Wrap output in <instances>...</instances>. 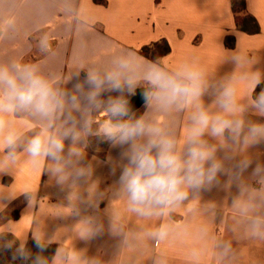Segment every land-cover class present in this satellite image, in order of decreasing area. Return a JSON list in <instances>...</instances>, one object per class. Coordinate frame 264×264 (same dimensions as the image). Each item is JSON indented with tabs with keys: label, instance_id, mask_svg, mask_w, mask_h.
<instances>
[{
	"label": "crops",
	"instance_id": "crops-1",
	"mask_svg": "<svg viewBox=\"0 0 264 264\" xmlns=\"http://www.w3.org/2000/svg\"><path fill=\"white\" fill-rule=\"evenodd\" d=\"M243 1L241 14L256 19L258 33L239 25L234 0H0V63L21 59L36 64L46 75L61 76L67 87L77 72L108 67L114 58L130 52L147 67L152 60L141 50L166 42L170 52L157 62L170 73L184 66L202 71L201 103L207 111H219L217 96L229 81L237 90L239 105L247 107L254 93L241 77L248 72L264 74V0ZM45 34L51 37V53L39 47ZM193 110L153 108L147 115L183 147ZM243 115L246 120L264 122L251 110ZM95 118L103 117L96 114ZM6 119L24 139L40 130V122L27 115ZM204 139L220 145L211 136ZM234 154L238 160L253 161V166L264 165V143L237 146ZM114 157L106 144L85 149L86 162L93 168L88 183L60 186L46 170L49 161L37 168L21 153L9 174L0 173V234L25 246L39 236L55 245L56 251L83 250L100 264H264V240L245 234V221L234 207L237 200L264 196V184L251 170L227 187L193 196L191 212L186 202L167 218L144 219L129 212L125 199L114 195V178L103 163ZM25 191L35 194L31 207ZM101 192L98 206L89 207L86 201L95 200ZM9 195L11 202L3 199ZM74 209H79V215ZM260 212L264 213V207ZM86 217L103 225L105 233L90 244L82 243L78 235ZM163 222L170 225L171 234L157 245L145 233ZM229 244L231 250L225 254ZM194 250L197 256L192 255Z\"/></svg>",
	"mask_w": 264,
	"mask_h": 264
},
{
	"label": "clouds",
	"instance_id": "clouds-1",
	"mask_svg": "<svg viewBox=\"0 0 264 264\" xmlns=\"http://www.w3.org/2000/svg\"><path fill=\"white\" fill-rule=\"evenodd\" d=\"M50 41L48 34L41 37L42 51L52 52ZM241 79L254 93L248 106L239 105L237 90L229 81L217 96L219 111L213 114L201 103L205 91L202 71L184 66L170 73L156 61L145 67L132 52L114 58L108 67L77 72L67 87L61 76L46 75L36 64L21 59L0 63V173L9 174L22 153L37 168L49 161L46 170L60 186L86 184L93 168L86 162L85 149L106 144L115 152L114 158L103 162L114 178V195L125 199L129 212L144 219L167 218L186 202L191 212L193 196L227 187L249 170L264 184V165L253 166V161L238 160L234 154L237 146L264 143V122L246 120L243 115L251 110L264 118V74L248 72ZM137 95L143 101L141 108L133 103ZM153 108L162 112L194 109L183 147L159 121L148 117ZM19 114L39 121L40 130L24 139L6 119ZM96 114L103 118L97 120ZM206 135L219 140V147L209 144ZM23 195L31 207L35 194L25 191ZM102 198L103 193H97L95 200L90 198L86 203L96 207ZM3 199L11 202L12 196ZM234 207L245 221V234L264 240V213L260 212L264 196L237 200ZM74 211L79 215V209ZM82 224L78 235L84 244L105 234L103 225L93 217L84 218ZM170 234L167 222L145 233L157 245ZM33 243L36 253L0 234V264H49L43 255L47 244L39 236L33 237ZM230 250L231 245H226L225 254ZM192 255L198 253L194 250ZM52 264L100 261L86 257L83 250L57 249Z\"/></svg>",
	"mask_w": 264,
	"mask_h": 264
},
{
	"label": "trees",
	"instance_id": "trees-1",
	"mask_svg": "<svg viewBox=\"0 0 264 264\" xmlns=\"http://www.w3.org/2000/svg\"><path fill=\"white\" fill-rule=\"evenodd\" d=\"M244 1H236L233 2V9L234 13L236 14V18L238 20L239 25L242 27L244 31H249L251 33H258L259 32V25L256 19L252 16H243L241 13L243 11ZM170 52V47L166 42H162L160 44H156L153 47H144L141 50V53L146 58L152 61H158L161 57L167 55ZM26 247L31 250L32 253H36L37 249L34 246L33 241H30ZM56 246L55 245H48L47 249L43 253L45 257L49 259V264L55 254Z\"/></svg>",
	"mask_w": 264,
	"mask_h": 264
},
{
	"label": "water",
	"instance_id": "water-1",
	"mask_svg": "<svg viewBox=\"0 0 264 264\" xmlns=\"http://www.w3.org/2000/svg\"><path fill=\"white\" fill-rule=\"evenodd\" d=\"M133 103H134V105H135L137 108H141V107H142V104H143V101H142V99L140 98V96L137 95L136 97L133 98Z\"/></svg>",
	"mask_w": 264,
	"mask_h": 264
},
{
	"label": "rangeland",
	"instance_id": "rangeland-1",
	"mask_svg": "<svg viewBox=\"0 0 264 264\" xmlns=\"http://www.w3.org/2000/svg\"><path fill=\"white\" fill-rule=\"evenodd\" d=\"M102 145H105V144H102ZM8 239H10V238H8ZM10 240H11V239H10ZM11 241H12V240H11ZM10 258H11V254L9 253L7 259L10 260ZM0 259H3V258L0 257ZM15 264H20V262H19V261H16Z\"/></svg>",
	"mask_w": 264,
	"mask_h": 264
}]
</instances>
